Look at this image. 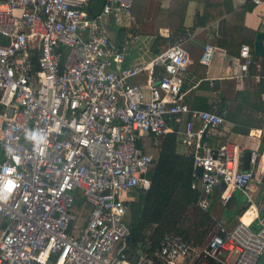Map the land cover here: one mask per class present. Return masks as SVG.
I'll list each match as a JSON object with an SVG mask.
<instances>
[{"label": "built area", "instance_id": "built-area-1", "mask_svg": "<svg viewBox=\"0 0 264 264\" xmlns=\"http://www.w3.org/2000/svg\"><path fill=\"white\" fill-rule=\"evenodd\" d=\"M89 1L0 0V184H17L11 195L0 194V264H264V215L218 224L201 242L171 232L149 251L129 248L133 200L123 193L149 189L146 172L157 159L137 145L141 135L153 134L157 144L160 134H176L193 158L191 188L201 210L223 183L220 202L229 200V184L249 196L257 150L245 171L229 143L210 144L227 106L220 95L207 109L187 104L183 43L120 67L137 35L116 42L104 25L130 11L133 0H105L95 16ZM214 53L206 43L198 62L209 64ZM237 60L240 75L254 66L264 78L250 45H240ZM141 73L147 90L131 81ZM181 115L189 116L182 124Z\"/></svg>", "mask_w": 264, "mask_h": 264}, {"label": "crops", "instance_id": "crops-1", "mask_svg": "<svg viewBox=\"0 0 264 264\" xmlns=\"http://www.w3.org/2000/svg\"><path fill=\"white\" fill-rule=\"evenodd\" d=\"M174 1L135 0L134 15L128 11L120 13L118 21L114 17L109 18L104 28L116 42H120L123 35L127 33L133 32L137 35L130 52L120 62V67L138 62H150L160 49L181 42L190 58L189 64L179 73L187 104L192 108H209L213 99L220 95L224 96L229 102V107L233 108L235 103L232 99L236 91L242 89L244 79L250 71L245 75H240L238 55L229 54L226 47L233 48V45L231 42L223 40L245 33L243 36L247 40L245 43L253 48L256 32L264 30V4L254 5L248 0H217L218 11L223 15L204 24L200 23L202 20L200 16L205 11L208 1L185 0L184 4ZM172 26L174 27V36L170 35ZM215 39H219V41ZM206 43L215 47L214 56L207 65L198 62V57ZM261 58L256 59L264 65V60ZM146 79L147 74L141 73L132 77L131 81L147 90ZM256 80L259 79L256 78ZM262 98L264 100V94ZM188 117V115H181L180 123L182 124ZM225 120L224 124L218 126L217 135L209 140L210 144L216 146L224 142L229 143L234 147L235 153L239 155L242 167L243 155L248 151L258 150L260 141L264 140L263 108L262 111H258L248 106H241L235 121L228 120L226 115ZM167 125L170 128H176L180 124L168 121ZM152 144L157 145L154 143L153 137ZM177 149L179 152H185L180 144H177ZM251 166L249 162V169L252 168ZM253 170V178L247 190L248 197L239 189L232 187L228 189L231 196L234 194V197L240 198L238 204L231 196L226 203L220 202L219 196L225 186L219 185L215 188L210 209L212 218L216 222L210 230L221 223L230 226L240 220L245 222L243 217L249 210L252 211L251 217L246 223L264 215V149L258 155ZM134 192L139 194L137 191ZM123 195L126 197L127 194ZM241 206H245V209L236 214ZM226 208L229 210L223 213L224 209L227 210Z\"/></svg>", "mask_w": 264, "mask_h": 264}, {"label": "trees", "instance_id": "trees-1", "mask_svg": "<svg viewBox=\"0 0 264 264\" xmlns=\"http://www.w3.org/2000/svg\"><path fill=\"white\" fill-rule=\"evenodd\" d=\"M104 1H89L88 10L91 16H95L101 11ZM134 1L129 11L132 15H134ZM184 1L175 0L174 2L183 3ZM200 1L205 2V0ZM206 1L208 3H206L205 11L200 16L202 19L200 23L204 24L223 15L218 11L217 0H210L212 3L209 0ZM170 31V35L174 36L173 26ZM244 34H237L231 39L223 40L229 41L233 45V48L226 47L229 54L238 55L240 45L247 41L243 38ZM215 40L219 41V39ZM254 57L261 58L255 53ZM249 71V75L244 79L242 89L237 90L232 99L235 103L233 108L229 107V102L224 96H221L223 101L221 106H227L226 118L232 122L235 121L241 106L262 111L264 78L256 80L255 74L258 71L253 66ZM152 137L153 134L148 133L137 139V145L145 146L147 152L157 155V159L146 172V176L150 179L149 189L140 191L137 200L128 203L133 226L126 242L130 249L139 247L144 251H149L157 245L165 233L171 232L182 234L194 242H201L216 221L212 218L210 208L201 210L195 205L198 189L191 188L193 158L190 154L178 151L174 132L160 134L157 145L152 144ZM234 196L233 194L231 197ZM234 198L238 204L240 198ZM244 209L245 206H241L236 214ZM4 223L5 221H2L1 225Z\"/></svg>", "mask_w": 264, "mask_h": 264}, {"label": "water", "instance_id": "water-1", "mask_svg": "<svg viewBox=\"0 0 264 264\" xmlns=\"http://www.w3.org/2000/svg\"><path fill=\"white\" fill-rule=\"evenodd\" d=\"M253 50H254L255 54H257L261 57H264V30H258L256 32L255 37H254V41H253ZM157 83L158 82H156V84ZM262 108L264 111V100H263V107ZM263 149H264V140H261L259 147H258V150H257V156L255 159H258V155L263 152ZM250 154H251V151H248L243 155V158H242V169L245 171L249 169ZM201 172H202V168H198L197 174L200 175ZM222 186L224 187L225 184L223 183Z\"/></svg>", "mask_w": 264, "mask_h": 264}, {"label": "clouds", "instance_id": "clouds-1", "mask_svg": "<svg viewBox=\"0 0 264 264\" xmlns=\"http://www.w3.org/2000/svg\"><path fill=\"white\" fill-rule=\"evenodd\" d=\"M33 139H36L34 136ZM17 161L19 160L18 157L15 158ZM14 169L9 168L5 169L6 174H10ZM17 187L16 182L13 179H4V182L0 184V194H7L11 195L13 190Z\"/></svg>", "mask_w": 264, "mask_h": 264}, {"label": "rangeland", "instance_id": "rangeland-1", "mask_svg": "<svg viewBox=\"0 0 264 264\" xmlns=\"http://www.w3.org/2000/svg\"><path fill=\"white\" fill-rule=\"evenodd\" d=\"M4 41H5V38H4L3 36L0 35V42H4ZM125 192L127 193L126 198H129L130 200H135V199L138 198V194L135 193L132 189H127ZM226 209H227V208H226ZM228 210H229V209H227V210L224 209L223 213H226ZM81 212H82L81 215H82V214H85L83 211H81ZM188 213H190V212H188ZM84 216H85V215H84ZM81 217H82V216H81ZM82 219H83V217H82ZM2 221H6V219H5V218H2ZM81 224H82V223H81Z\"/></svg>", "mask_w": 264, "mask_h": 264}, {"label": "bare ground", "instance_id": "bare-ground-1", "mask_svg": "<svg viewBox=\"0 0 264 264\" xmlns=\"http://www.w3.org/2000/svg\"><path fill=\"white\" fill-rule=\"evenodd\" d=\"M232 185L231 184H229V188L231 187ZM228 188V189H229ZM227 189V190H228ZM124 193L125 194H127L125 191H124ZM123 193V194H124ZM123 197H125V195H123ZM85 214L87 213V208H83V210H82ZM252 211H250L249 210V212H247V214L243 217V220L245 221V222H247L248 220H249V217H251V213ZM81 223H83V219H82V217L80 216L79 218H78V221H77V226L78 227H80L82 224ZM34 264H39V263H37V262H34ZM45 264H48V262H46Z\"/></svg>", "mask_w": 264, "mask_h": 264}]
</instances>
